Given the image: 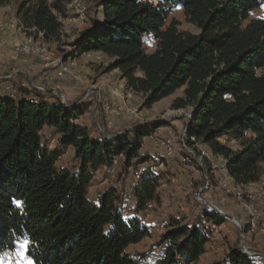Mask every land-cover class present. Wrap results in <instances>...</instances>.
<instances>
[{
    "label": "trees",
    "instance_id": "16d2710c",
    "mask_svg": "<svg viewBox=\"0 0 264 264\" xmlns=\"http://www.w3.org/2000/svg\"><path fill=\"white\" fill-rule=\"evenodd\" d=\"M69 1L22 0L18 17L46 42L70 47L74 58L91 52L112 58L107 70H119L145 107L183 89L171 108L192 112L187 141L197 155L198 145L206 146L237 185L264 178V18L250 16L264 0H87V25L66 41L62 17ZM12 2L0 0V6ZM176 8L197 32L170 19ZM68 105L32 86L19 87L15 96L0 91V259L27 242L33 264H141L127 248L151 235L141 214L160 202L162 176L144 173L133 185L132 216H126L118 187L101 193L98 203L88 190L96 172L109 173L120 157L125 171L150 163L151 157H141L143 139L162 121L96 136L82 121L89 104L78 99ZM47 127L55 133L53 148ZM68 149L76 169L58 165ZM201 217L211 226L226 221L208 209ZM168 220L161 224L160 264L197 263L207 252L211 227L203 229L199 219ZM214 264L259 263L230 244Z\"/></svg>",
    "mask_w": 264,
    "mask_h": 264
},
{
    "label": "rangeland",
    "instance_id": "374dc122",
    "mask_svg": "<svg viewBox=\"0 0 264 264\" xmlns=\"http://www.w3.org/2000/svg\"><path fill=\"white\" fill-rule=\"evenodd\" d=\"M21 1L13 0L12 3L1 7L0 21L2 20L4 23L6 20L10 22L17 19V7ZM70 1L67 4V6L70 5V11L67 9V16L62 17V31L66 41H72L75 33L83 29L88 23L86 9H88L89 3L87 0H83L86 9L82 10V15L75 13L77 11L74 10V6H71ZM250 16L251 18H264V5L253 10ZM172 18L180 21V29L197 32V29L186 21L182 9L173 10L170 15V19ZM13 31L16 35L14 37L18 38V41L29 42L33 40V44L38 47H48L54 58L70 62L72 74L63 77L58 76L55 67H44L37 54L16 50L12 45L16 39L7 37L5 33L3 35L1 31L0 36L8 39L7 44H0V80L3 82L0 88L3 95L10 96L5 91L7 87L13 88L17 95L19 87L32 86L35 89L36 87H44L45 91L43 92L55 97L57 94L64 95L69 104L80 99L89 104L82 121L92 131L113 133L112 136L124 135L137 124L149 125L162 121L159 123L162 126L157 128L152 135L143 139L140 150L141 157L149 156L152 161L146 164L138 163L125 171L122 168L123 158H118V166L120 167L118 173L116 171L113 175L108 172L95 174L90 195H88L92 199L97 198L106 191L105 189L113 186L118 187L125 197L124 210L127 212L126 216H132L131 211L134 204L131 202L132 195L130 196V194L133 185L144 173L162 176L161 185L158 189L160 202H154L147 211L141 214L143 222L149 225L151 229V235L140 243L129 246L127 251L130 254L138 257L142 261L141 264H160L165 249V243L160 245L161 242H159L161 233L165 231L161 224L163 220L173 217H181L189 224H193L199 219V224L203 229L211 227L210 233L212 234L207 244V252L195 264L218 263L224 258L230 244H236L240 247L243 228L239 227L235 218L245 221L246 212L239 202L233 196H227V193L219 185V179L223 176L222 170L219 169L222 165L220 159L213 156L207 147L202 145H198L202 155L197 156L202 159L204 165L200 159V164L189 162L183 154V148L191 147L187 141L191 128L189 126L190 110L171 108L173 99L182 95L183 89H179L150 108L145 107L143 106V96L127 88L126 82L122 81L119 70H107L112 61L111 58L97 52L87 53L84 58L81 56L74 58L68 54L67 51L71 48L66 45L59 46L57 43H48L40 35L30 30L15 29ZM1 50L8 53L4 54ZM148 50L152 51L153 47L149 46ZM83 67H87L89 71H84ZM28 69L32 78L24 79L20 71L28 73ZM46 74H48V78ZM65 88L69 90L66 91ZM50 89L52 91L49 92ZM167 122L170 123L167 124ZM52 136L50 134L48 137L46 136L50 148L55 147ZM169 143H172L173 148L171 155L167 153ZM58 165L76 169L73 151L67 150L60 157ZM152 165L157 166V169H152ZM210 167L212 171L208 170ZM224 196L227 198H225L224 203H221L220 201ZM196 197L221 205L227 215L233 218L226 219L221 225L211 226V223L201 217L202 212L210 208ZM241 225L244 226L245 223L242 222ZM245 234L250 249L264 252V236L251 235L247 232ZM21 245L14 256L0 259V264H27L25 260L26 248H22ZM255 260L259 264L261 263L260 260Z\"/></svg>",
    "mask_w": 264,
    "mask_h": 264
},
{
    "label": "built area",
    "instance_id": "2783aa9c",
    "mask_svg": "<svg viewBox=\"0 0 264 264\" xmlns=\"http://www.w3.org/2000/svg\"><path fill=\"white\" fill-rule=\"evenodd\" d=\"M71 6H74L73 11L75 13L81 14L82 15V10L86 9V6L83 3V0H71L70 1ZM67 9L70 11V5L67 6ZM4 29H23L24 26L21 24V20L18 17L17 19H13L10 22H6L4 24H0V31H3ZM30 31H33L34 29H29ZM41 35V33H40ZM8 43V39L0 36V44L4 45ZM13 47L16 50H20L21 52L25 53H30V54H37L42 61L44 67H55V71L57 72V75L60 77H63L65 75H70L72 74V64H69L70 62H64L63 60L59 58H54L53 54L49 50L48 47L42 46L38 47L33 44V40L27 41V42H22L18 40L13 41ZM45 76V74H44ZM46 77L48 78V74H46ZM36 89L40 91H45L44 87H36ZM7 91L10 96H15L16 94L14 93L13 88L7 87L5 90ZM132 91V90H131ZM60 99L57 97L58 100L61 102H67V99L64 95H59ZM189 120H191L192 112L190 111L189 114ZM191 125V121L189 126ZM185 149L189 152L192 153L195 151L191 147H185ZM167 153L171 155L173 153V148H172V143H169L168 148H167ZM162 164V163H161ZM152 169H157V166L152 165ZM118 159H116L113 163V165L108 168L107 170L111 175L115 174L117 171L118 173ZM220 170H222L223 176L219 179V185L222 187V189L227 193V196H233L234 199L239 202V204L244 208V211L246 212L245 216V221L242 219L236 220L237 224H239V227L243 228V235L241 236V245L240 249L241 251L249 256L250 258L253 259H258L260 260V264H264V252H260L257 250L250 249L247 241H246V232L247 234L251 235H257V236H264V178H262L260 181L256 183H252L246 186H240L237 185L233 178L229 175L227 168L224 164L220 165L219 167ZM227 196L222 197L221 203L225 202V198ZM197 198V197H196ZM198 199V198H197ZM200 202H202L204 205H207L211 210V212H214L215 214H218L219 216L223 217L224 219H229L227 216L226 211L224 208L211 201H206L203 200L202 198L198 199ZM245 223L244 226L241 225V223ZM240 230V229H239Z\"/></svg>",
    "mask_w": 264,
    "mask_h": 264
},
{
    "label": "crops",
    "instance_id": "0c3cea01",
    "mask_svg": "<svg viewBox=\"0 0 264 264\" xmlns=\"http://www.w3.org/2000/svg\"><path fill=\"white\" fill-rule=\"evenodd\" d=\"M1 7H3V6H0V8H1ZM6 22H7V20L4 21V23H6ZM4 23H3L2 20L0 21V24H4ZM0 32H1V31H0ZM2 32H3V35H4V33H5L7 37H9V38H14V39L18 40V38L14 37V36H16V35L14 34L15 32H14L13 30H11V29H4ZM12 41H13V40H12ZM1 51H3L4 54H5V53H8V52H6L5 50H1ZM4 54H3V55H4ZM99 54L103 55L102 53H99ZM85 55H86V54L82 55L81 57L84 58ZM5 56H6V55H5ZM103 56L108 57V56H106V55H103ZM109 58H110V57H109ZM111 59H112V58H111ZM112 60H113V59H112ZM84 68H85V69H84ZM83 70H84V71H86V70L89 71V69H88L87 67H83ZM116 70H117V69H116ZM29 72H30V71H29V69H28V73H29ZM20 73L22 74V76L24 77V79H26V78H28V77H29V78H32V77H31V76H32L31 73H29V75H28V73L23 72V71H20ZM122 81L125 82L124 79H123ZM1 83H3V82L0 80V85H1ZM65 90L68 91L69 89H68V88H65ZM71 90H72V88L70 89V91H71ZM0 91H2L1 88H0ZM49 134H50V136L55 135L54 130L51 129V128H49V127H47V128L44 130V135L48 137ZM93 134L97 136V133L94 132V131H93ZM54 138H55V137H54ZM68 150H71V149H68ZM71 151H72V150H71ZM184 158H185V157H184ZM185 160H186V159H185ZM185 162H186V161H185ZM98 172H102V173H103V172H105V170H104V169H99V170L96 172V174H98ZM91 187H92V186H90V188H89V190H88V195H90ZM107 189H108V188H107ZM107 189H105V190H107ZM100 192H101V191H100ZM89 198H90L92 201L98 203V199H99V197H97V198H93V199H92V197L89 196ZM128 200H129V199H128Z\"/></svg>",
    "mask_w": 264,
    "mask_h": 264
},
{
    "label": "water",
    "instance_id": "95a60500",
    "mask_svg": "<svg viewBox=\"0 0 264 264\" xmlns=\"http://www.w3.org/2000/svg\"><path fill=\"white\" fill-rule=\"evenodd\" d=\"M50 91H52V89H50L49 92H50ZM57 97L60 99V96H59L58 94H57ZM59 101H60V100H59ZM62 103H63L64 105H66L67 107H70V105H68L67 103H65V102H62ZM163 122H165V121H163ZM193 154L198 158V156H197V154H196L195 151L193 152ZM199 159H200L201 162H202V159H201V158H198V160H199ZM202 165H204L203 162H202ZM227 217H228L229 219L233 218V217H231V216H229V215H228ZM235 220H238V219L235 218Z\"/></svg>",
    "mask_w": 264,
    "mask_h": 264
},
{
    "label": "snow or ice",
    "instance_id": "6c2138e0",
    "mask_svg": "<svg viewBox=\"0 0 264 264\" xmlns=\"http://www.w3.org/2000/svg\"><path fill=\"white\" fill-rule=\"evenodd\" d=\"M26 244H27V242H25V244L21 245V247L26 248ZM25 260H26L27 264H33V262L31 260L27 259V257H25Z\"/></svg>",
    "mask_w": 264,
    "mask_h": 264
}]
</instances>
